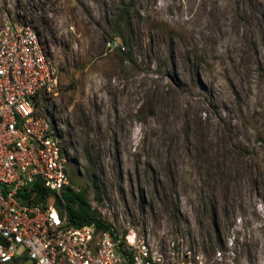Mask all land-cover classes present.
<instances>
[{
	"label": "rangeland",
	"instance_id": "obj_1",
	"mask_svg": "<svg viewBox=\"0 0 264 264\" xmlns=\"http://www.w3.org/2000/svg\"><path fill=\"white\" fill-rule=\"evenodd\" d=\"M4 21L53 59L36 109L115 233L264 264V0H0Z\"/></svg>",
	"mask_w": 264,
	"mask_h": 264
},
{
	"label": "built area",
	"instance_id": "obj_2",
	"mask_svg": "<svg viewBox=\"0 0 264 264\" xmlns=\"http://www.w3.org/2000/svg\"><path fill=\"white\" fill-rule=\"evenodd\" d=\"M59 73L28 25L0 24V264H180L172 243L159 245L128 230L70 225L54 206L68 185L66 153L54 122L37 111ZM37 186L46 193L34 202ZM181 264H192L185 262Z\"/></svg>",
	"mask_w": 264,
	"mask_h": 264
},
{
	"label": "trees",
	"instance_id": "obj_3",
	"mask_svg": "<svg viewBox=\"0 0 264 264\" xmlns=\"http://www.w3.org/2000/svg\"><path fill=\"white\" fill-rule=\"evenodd\" d=\"M56 132L58 133V131ZM92 183L94 185L96 183L95 176L92 178ZM32 191L35 192L33 198L34 202L41 200L44 201L46 196L44 191L40 190L37 186H33ZM53 203L57 210L64 215L70 225L92 223L96 228L102 227L112 229L109 223L100 218L97 210L91 207L86 200L84 193L81 190L74 189L70 184L64 185L60 188L58 195H55L54 197Z\"/></svg>",
	"mask_w": 264,
	"mask_h": 264
}]
</instances>
